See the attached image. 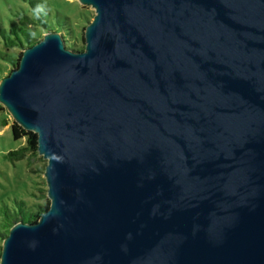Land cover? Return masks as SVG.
Wrapping results in <instances>:
<instances>
[{
	"label": "water",
	"instance_id": "95a60500",
	"mask_svg": "<svg viewBox=\"0 0 264 264\" xmlns=\"http://www.w3.org/2000/svg\"><path fill=\"white\" fill-rule=\"evenodd\" d=\"M77 1L0 80L50 201L0 264H264V0Z\"/></svg>",
	"mask_w": 264,
	"mask_h": 264
},
{
	"label": "rangeland",
	"instance_id": "374dc122",
	"mask_svg": "<svg viewBox=\"0 0 264 264\" xmlns=\"http://www.w3.org/2000/svg\"><path fill=\"white\" fill-rule=\"evenodd\" d=\"M29 1L35 2L40 14L54 28L65 20L66 26L59 28L57 32L65 36L63 38L67 40V44L73 43L77 48L84 45L83 30L95 12L90 6L80 5L77 0H0V28L8 31L11 21L19 23V12L25 11L29 14V9L31 10ZM50 29L37 27L34 38L41 40L46 32H51ZM3 41L0 34V80L15 68L12 63L23 51L18 46L6 47ZM8 114L5 109L0 111V251L6 230L3 210L7 208L15 211V203L18 201H23L29 209L35 210L37 205H44L48 200L43 176L46 160L42 156L38 154L30 161L27 160L28 157L18 161L5 158L10 150L17 149L25 143L24 138L17 141L13 138L10 125L12 119ZM3 119L8 121L7 126H2ZM29 154L28 152V156Z\"/></svg>",
	"mask_w": 264,
	"mask_h": 264
},
{
	"label": "trees",
	"instance_id": "16d2710c",
	"mask_svg": "<svg viewBox=\"0 0 264 264\" xmlns=\"http://www.w3.org/2000/svg\"><path fill=\"white\" fill-rule=\"evenodd\" d=\"M30 8L29 9V14L27 12H19L18 17L19 23H15L14 21H11L10 26L8 27L9 30L5 31L4 28H0V34L3 38V44H5L6 47H16L18 46L19 48L24 49L25 47L31 46L33 43L35 44L39 40L34 38L35 30L37 27H49L51 28L50 31L57 32L59 28H64L66 26L65 20L61 25L58 24L57 27H53L52 25H49V22L43 18V16L39 12L38 6L35 4L34 1H29ZM67 31H69L68 28H66ZM65 37V36H63ZM65 41V46L69 49H72L77 52H81L84 49V45L77 48L73 43H68L65 38H63ZM84 41V38H83ZM20 56H22V53L18 54L16 58L13 61V66L16 68L18 66V62L20 59ZM11 71V70H10ZM9 71V73H10ZM8 73V74H9ZM3 78V76L1 77ZM4 110L3 106L0 104V111ZM2 126H7L8 121L6 119L1 120ZM11 133L14 139L17 140H22L23 138L25 139L24 145H21L17 149L10 150L7 154L6 157L7 159L11 161H18L23 158H27V160H31L34 156H37V150H36V144H37V137L36 134L32 133L29 130H24L20 126L17 125L16 122L12 120L11 122ZM28 152L30 153L28 156ZM49 200H46L44 205H37L35 210L29 209L23 201H18L16 202V210L11 211L9 209H4V214L5 216L3 217L4 219V226H5V234L4 237L6 236L8 230L10 227L19 222H28V223H33L36 222L38 217L42 214V212L46 211L49 206Z\"/></svg>",
	"mask_w": 264,
	"mask_h": 264
}]
</instances>
